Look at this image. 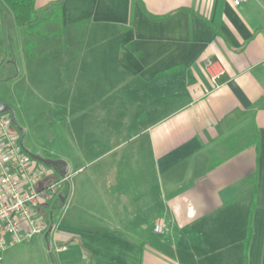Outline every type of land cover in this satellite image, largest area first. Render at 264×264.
<instances>
[{
    "label": "crops",
    "instance_id": "0c3cea01",
    "mask_svg": "<svg viewBox=\"0 0 264 264\" xmlns=\"http://www.w3.org/2000/svg\"><path fill=\"white\" fill-rule=\"evenodd\" d=\"M59 25L93 31L90 53L60 52L30 86L95 125L61 146L51 230L6 247L2 264H264V0H62ZM29 74L30 30L0 8V84ZM101 110L118 111L117 127L99 129Z\"/></svg>",
    "mask_w": 264,
    "mask_h": 264
},
{
    "label": "rangeland",
    "instance_id": "374dc122",
    "mask_svg": "<svg viewBox=\"0 0 264 264\" xmlns=\"http://www.w3.org/2000/svg\"><path fill=\"white\" fill-rule=\"evenodd\" d=\"M50 12H52V9L48 10L47 13ZM91 33H93V31L82 29L64 30L60 27L59 22L55 18L51 20L45 19L42 24L30 28V77L22 78L23 80L18 81V83L14 85L9 82L2 85L0 84V104L3 102L8 103L13 108L17 122L16 125L19 128H23L25 131L21 136L20 130L15 127L17 134L22 137L24 146L27 147L32 154H40L52 159H63L60 157V149L62 144L66 143V139H75L80 133H84L86 130H89V128H94V120L92 123L83 120L84 122H82V125H76L75 109L67 108L60 110L58 93L48 94L44 93V91L42 92V89L40 92H33L34 88L30 86V82L33 85L36 83L35 80H33V76L37 73L41 74L43 69H58V56L60 52L63 53L65 51L68 58L72 59V63L75 62V54L79 55L82 52L85 54L90 53V42L82 44L81 41H86V39L91 38ZM22 35L23 32H20L19 36L22 37ZM104 62L103 65H106L107 62ZM103 65H98L95 69H102ZM28 72L29 71H27V73ZM83 79L84 82H90V77H85ZM85 112L90 116V111ZM106 112L109 113L105 114ZM7 113L12 116L11 111ZM97 113L99 118L100 116L105 117L108 115L107 120L109 122L101 118L105 126H99L100 130L117 127L120 121V114L118 111L101 110ZM122 134L120 135L122 138L120 141L122 146L120 145V148L121 150H127L130 145L129 143H133V140L131 142L128 141L129 137ZM109 160V156H105L98 161L95 160L94 162L83 163L84 171L81 172L80 175L87 174L92 165L100 164L104 166ZM61 191L63 190L61 189ZM46 208L49 216L51 214L52 221L54 217L61 212L60 209L57 211L52 210L51 206L49 209L48 207ZM36 235L37 234L33 235L29 240L37 237ZM26 241L27 240H21L14 243V245H21ZM0 264H2V260H0Z\"/></svg>",
    "mask_w": 264,
    "mask_h": 264
},
{
    "label": "built area",
    "instance_id": "2783aa9c",
    "mask_svg": "<svg viewBox=\"0 0 264 264\" xmlns=\"http://www.w3.org/2000/svg\"><path fill=\"white\" fill-rule=\"evenodd\" d=\"M243 1L232 0L234 5ZM206 69L211 85L218 86L223 69L213 60L206 62ZM68 176H59L51 166L30 156L20 144L11 116L0 113V255L7 246L47 230L46 207L61 193ZM153 228L161 233L166 223L159 220Z\"/></svg>",
    "mask_w": 264,
    "mask_h": 264
},
{
    "label": "trees",
    "instance_id": "16d2710c",
    "mask_svg": "<svg viewBox=\"0 0 264 264\" xmlns=\"http://www.w3.org/2000/svg\"><path fill=\"white\" fill-rule=\"evenodd\" d=\"M35 0H0V8L6 13L9 22L18 27H24L30 30L31 27L42 24L45 19H56L58 22L61 18L62 0H55L44 7L36 8ZM52 9V12L47 13ZM161 18V17H160ZM64 196H58L51 205L52 210L59 208L64 202ZM250 239V226L248 225L245 247Z\"/></svg>",
    "mask_w": 264,
    "mask_h": 264
},
{
    "label": "water",
    "instance_id": "95a60500",
    "mask_svg": "<svg viewBox=\"0 0 264 264\" xmlns=\"http://www.w3.org/2000/svg\"><path fill=\"white\" fill-rule=\"evenodd\" d=\"M8 111H11V113H12V116H11L12 123H13L14 127H16L18 130H20V133H21V136H22L25 131H24L23 128H19L16 125L17 122H16V119H15L13 108L8 103H4V102L1 103L0 104V113H6ZM20 144L22 145L23 149L30 156L36 158L37 160L41 161L42 163H44V164H46L48 166H51L56 171V173H58L59 176L64 177L68 173V167H67L68 165H67L65 160H63V159H52L50 157H45V156H42L40 154H32L29 151V149L24 146L23 141H22V137H20ZM60 195H61V193L58 194V196H60ZM52 225H53V221H52V217H51V214H50V216H49V225H48V228L46 230V233H48L51 230Z\"/></svg>",
    "mask_w": 264,
    "mask_h": 264
}]
</instances>
